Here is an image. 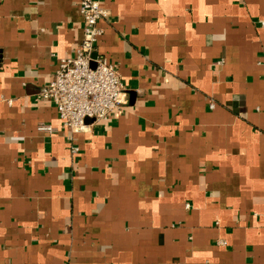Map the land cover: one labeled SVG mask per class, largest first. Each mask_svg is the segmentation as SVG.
<instances>
[{"label": "crops", "instance_id": "0c3cea01", "mask_svg": "<svg viewBox=\"0 0 264 264\" xmlns=\"http://www.w3.org/2000/svg\"><path fill=\"white\" fill-rule=\"evenodd\" d=\"M99 2L122 107L69 139L77 0H0V264H264V0Z\"/></svg>", "mask_w": 264, "mask_h": 264}, {"label": "built area", "instance_id": "2783aa9c", "mask_svg": "<svg viewBox=\"0 0 264 264\" xmlns=\"http://www.w3.org/2000/svg\"><path fill=\"white\" fill-rule=\"evenodd\" d=\"M77 3L83 19L82 39L75 54L61 58L52 80L39 90V98L55 105L69 139L120 110L125 92L116 64L96 51V43L104 32L99 22L108 16L107 10L99 0H77ZM39 128L52 130L44 123ZM72 151L76 152L77 147H72Z\"/></svg>", "mask_w": 264, "mask_h": 264}]
</instances>
